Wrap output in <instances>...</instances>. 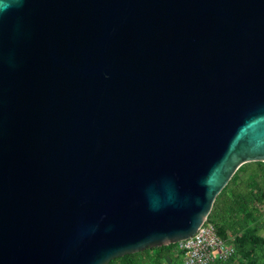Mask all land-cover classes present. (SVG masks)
<instances>
[{
  "label": "water",
  "instance_id": "1",
  "mask_svg": "<svg viewBox=\"0 0 264 264\" xmlns=\"http://www.w3.org/2000/svg\"><path fill=\"white\" fill-rule=\"evenodd\" d=\"M264 162V0H0V264L178 244Z\"/></svg>",
  "mask_w": 264,
  "mask_h": 264
},
{
  "label": "trees",
  "instance_id": "2",
  "mask_svg": "<svg viewBox=\"0 0 264 264\" xmlns=\"http://www.w3.org/2000/svg\"><path fill=\"white\" fill-rule=\"evenodd\" d=\"M256 203L264 204V162L243 165L217 197L207 218L223 239L228 240L229 233L235 235V239L230 241L235 245L236 252L239 249L246 256L252 251L247 250L248 247L264 248V239L256 231L246 228L249 222H257V213L260 211L256 208ZM177 246L172 244L153 248L150 249L154 251L152 254H148L150 250H146L126 255L109 264H115L118 260L120 264H163L168 257L178 261L179 258L175 257Z\"/></svg>",
  "mask_w": 264,
  "mask_h": 264
},
{
  "label": "built area",
  "instance_id": "3",
  "mask_svg": "<svg viewBox=\"0 0 264 264\" xmlns=\"http://www.w3.org/2000/svg\"><path fill=\"white\" fill-rule=\"evenodd\" d=\"M258 205L259 211L264 213V204ZM230 240V237L223 239L207 219L191 238L177 244L175 257L179 258L178 261L168 257L163 264H214L227 260L236 253V247Z\"/></svg>",
  "mask_w": 264,
  "mask_h": 264
},
{
  "label": "rangeland",
  "instance_id": "4",
  "mask_svg": "<svg viewBox=\"0 0 264 264\" xmlns=\"http://www.w3.org/2000/svg\"><path fill=\"white\" fill-rule=\"evenodd\" d=\"M258 204L259 203H256V208L260 206ZM257 216H258L257 222H254V223L249 222L246 228L256 231V234L264 239V213L258 212ZM228 237H230V239L233 240L235 239L236 236L233 235L232 233H229ZM247 250L249 251L252 250L251 253L252 252L253 253L252 254L250 253L246 256V253H243L244 251L241 252L238 249V251L235 253L234 256L224 261L215 262L214 264H264V248L263 247L258 249V248L251 246V247H248ZM152 253H154V251L152 250L148 252V254H152ZM243 254H245V256ZM115 264H120V261L119 260L116 261Z\"/></svg>",
  "mask_w": 264,
  "mask_h": 264
}]
</instances>
